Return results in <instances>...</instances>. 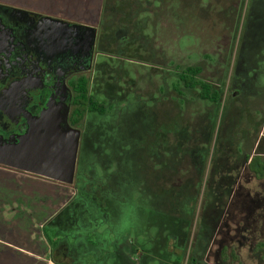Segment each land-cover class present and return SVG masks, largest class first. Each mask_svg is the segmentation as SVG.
Segmentation results:
<instances>
[{
	"label": "rangeland",
	"instance_id": "374dc122",
	"mask_svg": "<svg viewBox=\"0 0 264 264\" xmlns=\"http://www.w3.org/2000/svg\"><path fill=\"white\" fill-rule=\"evenodd\" d=\"M105 6L90 79L111 108L86 115L48 233L82 264H264L263 168L246 161L264 160V0ZM190 66L220 103L179 81Z\"/></svg>",
	"mask_w": 264,
	"mask_h": 264
},
{
	"label": "flooded vegetation",
	"instance_id": "af4514ba",
	"mask_svg": "<svg viewBox=\"0 0 264 264\" xmlns=\"http://www.w3.org/2000/svg\"><path fill=\"white\" fill-rule=\"evenodd\" d=\"M85 1L77 4L79 8L86 6L82 12L69 8L45 12L0 3V143L16 142L31 127H40L43 113L50 106L55 110H69V125L81 131V143L84 129L70 122V117L72 110H82L80 86L84 80L89 95L106 104L105 113L111 108L106 99L92 93L90 79L99 68V54L105 47H111L108 34L107 46L102 40L106 0H102L99 16ZM108 92L106 85L99 94L105 96ZM79 151L80 144L78 157ZM14 170L66 190L74 183Z\"/></svg>",
	"mask_w": 264,
	"mask_h": 264
},
{
	"label": "crops",
	"instance_id": "0c3cea01",
	"mask_svg": "<svg viewBox=\"0 0 264 264\" xmlns=\"http://www.w3.org/2000/svg\"><path fill=\"white\" fill-rule=\"evenodd\" d=\"M80 2L0 0V3L22 5L30 10L45 12H62L68 8L82 12L86 6L79 8L77 4ZM85 3L99 16L102 0H86ZM37 184L41 187L37 188ZM66 194L67 190L60 185L0 166V264H72L67 260L69 251L64 245L58 250L62 254L54 255V248L60 240L58 237L52 239L48 233V228L53 227L48 223L55 221L66 209ZM55 229L52 228L53 231Z\"/></svg>",
	"mask_w": 264,
	"mask_h": 264
},
{
	"label": "water",
	"instance_id": "95a60500",
	"mask_svg": "<svg viewBox=\"0 0 264 264\" xmlns=\"http://www.w3.org/2000/svg\"><path fill=\"white\" fill-rule=\"evenodd\" d=\"M69 110L50 106L40 127L16 142L0 143V164L63 183L75 179L81 131L68 122Z\"/></svg>",
	"mask_w": 264,
	"mask_h": 264
},
{
	"label": "trees",
	"instance_id": "16d2710c",
	"mask_svg": "<svg viewBox=\"0 0 264 264\" xmlns=\"http://www.w3.org/2000/svg\"><path fill=\"white\" fill-rule=\"evenodd\" d=\"M201 72L200 67L198 66H190L187 67L185 70L179 72V81L184 83V86L189 89H196L199 87V97L205 100H210L213 102H221L222 100V95L223 93L214 90L212 88V85L200 80L196 79L197 75ZM81 89V104L80 106L82 107V110H72L71 112V119L70 122H73L75 125H82L85 117L88 113H99V114H104L106 110L104 108L106 107V104L100 103L94 96L89 95V88L87 87V83L84 80L83 83L80 86ZM246 161L249 169L253 171L256 176L258 174V169H261V166L263 168V173H262V178H264V160L260 161L258 156H253V155H247L246 156ZM61 241V240H60ZM58 242L56 247L54 248V255L57 253V251L60 249V246H63L65 242ZM226 252V248H224V253ZM78 254V253H75ZM69 257V256H68ZM74 257V258H72ZM76 256H71L73 264H82L75 259Z\"/></svg>",
	"mask_w": 264,
	"mask_h": 264
}]
</instances>
